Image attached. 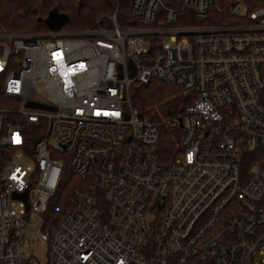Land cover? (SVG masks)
<instances>
[{"label":"built area","instance_id":"obj_1","mask_svg":"<svg viewBox=\"0 0 264 264\" xmlns=\"http://www.w3.org/2000/svg\"><path fill=\"white\" fill-rule=\"evenodd\" d=\"M186 11L213 23L175 25ZM128 15L0 33V264H264V0ZM150 80L189 102L139 114L129 87ZM64 165L81 181L66 209L50 204Z\"/></svg>","mask_w":264,"mask_h":264},{"label":"trees","instance_id":"obj_2","mask_svg":"<svg viewBox=\"0 0 264 264\" xmlns=\"http://www.w3.org/2000/svg\"><path fill=\"white\" fill-rule=\"evenodd\" d=\"M218 2V0H214ZM251 9V8H250ZM116 11L119 25L135 26L137 23L130 21L128 15V0H0V33L2 32H45L52 30V26L59 25L57 30H82L95 28V19L99 15ZM212 12V17L227 19L224 14ZM189 19L183 22L177 20L175 25L212 24L209 20L196 21L189 11ZM227 17V16H226ZM213 21V20H212ZM129 99L131 106L139 114L156 121H162L166 112L170 115L177 114L189 101L180 90L172 85L158 80H150L147 83L134 82L129 87ZM159 110L161 115L154 114ZM160 159H165L166 152L170 153L174 139L162 126L159 129ZM248 160V157H244ZM264 170V156L258 160ZM61 182L58 185L57 194L53 196L50 204H59L62 209L69 205L70 195L74 188L81 185V181L74 176L64 165Z\"/></svg>","mask_w":264,"mask_h":264},{"label":"rangeland","instance_id":"obj_3","mask_svg":"<svg viewBox=\"0 0 264 264\" xmlns=\"http://www.w3.org/2000/svg\"><path fill=\"white\" fill-rule=\"evenodd\" d=\"M161 112L157 109V110H154V114H156V115H161L160 114ZM173 115H175V114H173ZM166 117V116H165ZM164 117H162V119H163ZM259 152H256V153H254V154H252V155H249L248 156V160H253V159H256V158H258L259 157ZM36 256H37V258H38V260H39V263L41 264L42 263V261H43V259H44V257H43V251L42 250H40V251H38V252H36Z\"/></svg>","mask_w":264,"mask_h":264},{"label":"water","instance_id":"obj_4","mask_svg":"<svg viewBox=\"0 0 264 264\" xmlns=\"http://www.w3.org/2000/svg\"><path fill=\"white\" fill-rule=\"evenodd\" d=\"M59 28V25H56V26H52V30H57ZM28 106H36V107H41L40 105H36V104H32V103H28L27 104Z\"/></svg>","mask_w":264,"mask_h":264}]
</instances>
